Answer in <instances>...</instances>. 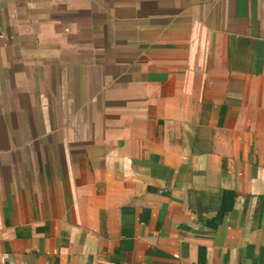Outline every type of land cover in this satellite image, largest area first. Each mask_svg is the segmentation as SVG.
Returning <instances> with one entry per match:
<instances>
[{"label": "crops", "instance_id": "1", "mask_svg": "<svg viewBox=\"0 0 264 264\" xmlns=\"http://www.w3.org/2000/svg\"><path fill=\"white\" fill-rule=\"evenodd\" d=\"M0 262L264 264V0H0Z\"/></svg>", "mask_w": 264, "mask_h": 264}, {"label": "built area", "instance_id": "2", "mask_svg": "<svg viewBox=\"0 0 264 264\" xmlns=\"http://www.w3.org/2000/svg\"><path fill=\"white\" fill-rule=\"evenodd\" d=\"M3 261V260H2ZM0 264H3V262H0Z\"/></svg>", "mask_w": 264, "mask_h": 264}]
</instances>
